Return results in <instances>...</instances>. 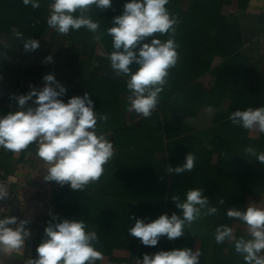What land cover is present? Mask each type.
Returning <instances> with one entry per match:
<instances>
[{
    "label": "crops",
    "instance_id": "1",
    "mask_svg": "<svg viewBox=\"0 0 264 264\" xmlns=\"http://www.w3.org/2000/svg\"><path fill=\"white\" fill-rule=\"evenodd\" d=\"M52 2L40 0L41 7L33 9L24 6L23 0H0V41H7L10 47L0 45V52L6 53L0 55V116L16 109L13 95L27 94L30 84L42 88L43 77L53 74L67 90L61 97L65 103L87 92L94 111L108 115L107 124L98 122V126L113 144L115 155L104 165L99 182L73 190L68 184L44 180L48 165L37 156L35 144L20 153L0 148L9 198H19L22 219L30 221L27 227L31 231L24 247L0 254V264H26L33 258L34 240L44 234L42 227L45 220H51L49 213L62 219H83L86 230L97 232L100 244L96 247L104 259L96 264H124L130 257L128 229L133 227L134 211L142 205H158L159 187L172 167L170 155H181L175 168L185 162L183 155L192 152L197 156L210 138L230 133L224 124L229 121L235 94L248 85L246 74L252 78L254 91L245 104L264 102V0H244L243 7L239 0H224L211 5L205 15L202 11L208 5L203 2L194 7L195 0H170L167 8L178 17L195 8L199 14L194 20L187 15L185 25L201 35L190 38L194 47L170 70L160 103L148 118L126 110L130 95L126 77L115 75L106 46L87 29L62 35L47 26L39 38V49L24 50L15 33L30 38V22L47 23ZM232 34L237 38L230 50ZM47 56H52V62H45ZM131 67L134 71L136 65ZM28 106H33L31 101ZM232 127L243 130L250 139L261 135ZM178 141H183L182 149L170 152ZM171 176L168 173L167 185ZM162 214L152 210L149 222Z\"/></svg>",
    "mask_w": 264,
    "mask_h": 264
},
{
    "label": "clouds",
    "instance_id": "2",
    "mask_svg": "<svg viewBox=\"0 0 264 264\" xmlns=\"http://www.w3.org/2000/svg\"><path fill=\"white\" fill-rule=\"evenodd\" d=\"M169 2L129 0L123 5V13L113 17L112 26L101 32L99 21H94L89 13L94 8H111L112 0H53L47 25L62 35L85 28L97 41L104 35L110 36L113 51L107 59L116 76L126 77V88L130 93L126 110L139 114L138 118H148L159 105L160 94L169 83L170 70L179 60L181 45L176 34L181 21L166 7ZM23 5L33 9L41 7L40 0H23ZM156 34L168 38L162 41ZM15 36L26 52L40 47L39 40L25 39L19 32ZM0 45L3 49L10 48L7 41H0ZM4 54L0 52V55ZM44 59L50 63L53 58L47 56ZM132 65H136L134 71ZM43 81L42 88L30 84L31 90L27 94L11 97L16 101V109L0 116V148L20 153L35 144L37 156L48 165L45 181L85 190L99 182L105 171L104 165L115 155L113 144L98 126V122L107 124L108 115L94 111V102L87 92L82 97L73 96L65 103L61 97L67 90L53 74L45 75ZM29 101L33 106H28ZM229 119L243 129L264 134V106L237 109ZM244 155L264 164V151L257 152L249 146L244 149ZM196 159L195 154L189 152L182 165L169 167L167 171L190 173L196 167ZM185 196L183 201L179 195L171 196L182 215L173 213L169 217L162 214L149 223L137 218L134 226L128 229L129 234L139 238L145 246H156L162 236L168 240L178 239L194 222L218 214L219 208L210 206L202 188L189 189ZM8 197V185L0 182V201ZM218 203L223 205L224 200L220 199ZM49 215L51 220L36 248L37 257L28 259L26 264H96L104 259V254L96 247L100 244L97 232L86 230L83 219H60L58 215ZM226 215L243 222L247 226V236L236 238L233 228L221 224L215 229L216 243L233 242L235 252L242 256L245 264H264V207L250 204L244 211L229 208ZM29 223L27 219L18 221L16 216L0 218V254H10L25 246L31 236ZM200 256L199 250L173 249L144 254L142 260L137 259V264H200Z\"/></svg>",
    "mask_w": 264,
    "mask_h": 264
},
{
    "label": "trees",
    "instance_id": "3",
    "mask_svg": "<svg viewBox=\"0 0 264 264\" xmlns=\"http://www.w3.org/2000/svg\"><path fill=\"white\" fill-rule=\"evenodd\" d=\"M239 1L240 6L243 7L244 0ZM127 2H129V0H112L111 8L107 10L94 8L89 15L94 21H99L100 31L105 32L107 28L112 26L113 17L123 13V5ZM201 2L208 5L206 10L202 11V14L205 15L210 13L209 10L211 9V5L217 2L221 4L224 0H195L194 7L201 5L199 4ZM168 5H170V2ZM168 5H166V7ZM198 14L195 8L190 13L179 14L181 25L177 27L176 34V40L181 45L180 51L178 50L179 62L183 53L194 47V40L191 41L190 38L201 35L199 32H194L185 25V21L188 22L187 15L194 20L195 16ZM47 26L45 21H39L38 23L37 21H31L30 38L39 40ZM156 35L157 38L162 41L168 38L167 35ZM236 35H230L231 38L234 39L232 40L230 50L234 49L232 47L237 38ZM101 41L106 46L109 53H111L113 51L112 38L104 35ZM246 75L248 85L244 91L235 94L229 114L237 109L246 110L249 107L257 108L264 106V102L261 100H258V102L250 106L245 104L254 91L252 78L249 77L248 74ZM224 125L230 128V133L225 137L214 136L209 139L208 146L202 147L203 149L196 156L198 157L195 167L197 170L194 169L190 173L185 171L181 174L173 172L168 185L167 173L164 185L162 184V186L159 187L161 190L159 194L160 201L156 203L158 205H156V207L155 205H142L136 208L133 216V226L137 218L143 219L145 223H149L148 216L152 210L163 211L169 217L173 213L182 215V210L176 207L175 203L171 200V196L179 195L181 201H183L186 198V192L193 188L203 189V195L209 199L210 206L219 208L218 214L207 216L194 222L191 228H187L184 235L178 239L168 240L166 236H162L156 246H145L140 242L139 238L132 236L129 244L130 257L127 258L124 264H134L133 260L142 259L144 254L153 255L159 251H170L183 248H190L195 251L198 249V246L201 247L199 250L201 252L200 264H245L242 256L235 252L234 243L226 241L222 244H217L214 239V233L217 226L224 224L233 228L236 238L244 235L240 231V224L242 222L236 219H229L226 212L229 208H236L241 211L246 210L247 207L244 203L247 194H251L252 192H264V164H261L254 157H245L244 155V149L249 146L254 148L257 152L264 151V134L261 133L260 137L257 139H250L243 130L232 127L234 124L230 119ZM181 144H183V141L174 143L170 147V152L173 148L181 150ZM184 157L185 155H183V158ZM180 160V154L174 155L172 153V155H170L172 167L176 164H180ZM220 199L224 200L223 205L218 203ZM60 219L62 218L60 217ZM49 221H44L42 232H44V228ZM42 237L43 234L34 240L33 259L37 257L36 248L41 243ZM229 256H231L232 259L228 262L227 259Z\"/></svg>",
    "mask_w": 264,
    "mask_h": 264
},
{
    "label": "rangeland",
    "instance_id": "4",
    "mask_svg": "<svg viewBox=\"0 0 264 264\" xmlns=\"http://www.w3.org/2000/svg\"><path fill=\"white\" fill-rule=\"evenodd\" d=\"M230 199H232L231 197H229ZM227 198V199H229ZM245 206L248 207L250 204H254L256 206H261L264 207V192H252L251 194H247L246 199H245ZM246 225L242 222L240 224V231L242 234H244L243 236H247V232H246ZM232 257L229 256L227 261H231Z\"/></svg>",
    "mask_w": 264,
    "mask_h": 264
},
{
    "label": "water",
    "instance_id": "5",
    "mask_svg": "<svg viewBox=\"0 0 264 264\" xmlns=\"http://www.w3.org/2000/svg\"><path fill=\"white\" fill-rule=\"evenodd\" d=\"M5 216H16L18 221L22 219V205L17 196H13L10 199V209L7 213L2 215V218ZM11 227H15V225H12Z\"/></svg>",
    "mask_w": 264,
    "mask_h": 264
},
{
    "label": "built area",
    "instance_id": "6",
    "mask_svg": "<svg viewBox=\"0 0 264 264\" xmlns=\"http://www.w3.org/2000/svg\"><path fill=\"white\" fill-rule=\"evenodd\" d=\"M0 182H5L7 185H9V180L6 175V172L2 168H0ZM9 209H10V198L8 197L6 200L0 201V218H2V215L4 213H7Z\"/></svg>",
    "mask_w": 264,
    "mask_h": 264
}]
</instances>
